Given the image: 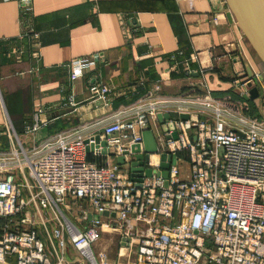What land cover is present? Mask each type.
<instances>
[{
    "label": "built area",
    "instance_id": "1",
    "mask_svg": "<svg viewBox=\"0 0 264 264\" xmlns=\"http://www.w3.org/2000/svg\"><path fill=\"white\" fill-rule=\"evenodd\" d=\"M16 1L22 25L16 40H26L31 57L38 59L33 0ZM126 21L122 18L120 26L130 33ZM16 51L25 49L17 46L10 55ZM183 54L169 55L172 69L189 70L196 61L194 53ZM92 64L82 56L62 66L74 81ZM67 90L62 86L57 103H35L32 122L23 130L32 137L30 144L5 124L10 143L0 152V264H120L121 256V264H264V118L249 112L243 90L240 98L216 97L193 86L189 93L171 96L156 85L121 105L110 120L93 123L106 121L99 133L106 154L102 146L86 151L94 142L95 135L86 131L92 124L33 138L53 113L76 107ZM87 90L93 104H108L107 83L89 81ZM167 113L160 122L158 114ZM184 114L188 117L182 120ZM145 130L153 132L154 152L144 150ZM88 154L104 159L88 160ZM120 155L122 164L107 159ZM138 155L147 156L142 165ZM162 155L163 161L175 156L167 177ZM135 161L142 168L140 181L130 175ZM185 163L181 172L179 164ZM73 201L79 208L71 216ZM105 229L118 235L113 263L103 262L102 252L93 249Z\"/></svg>",
    "mask_w": 264,
    "mask_h": 264
},
{
    "label": "crops",
    "instance_id": "2",
    "mask_svg": "<svg viewBox=\"0 0 264 264\" xmlns=\"http://www.w3.org/2000/svg\"><path fill=\"white\" fill-rule=\"evenodd\" d=\"M229 10L226 0H33L30 20L39 32L36 59L26 40H16L22 32L17 1L0 0V152L10 143L6 122L14 131L20 129L22 143L30 144L32 137L22 131L24 117L31 123L35 103H57L66 85L76 107L53 113L51 123L33 138L84 123L92 124L86 131L97 135L106 121L94 122L110 120L121 105L156 85L164 95L182 96L194 86L199 93L240 98L252 81L260 96L247 104L264 118V88L259 84L263 69L240 27L227 21ZM122 18L130 33L121 28ZM17 46L25 52L10 55ZM178 50L182 57L196 55L189 70L172 69L169 55ZM82 56L93 64L69 81L62 65ZM89 81L109 85L108 104L92 103ZM93 249L99 253L100 242Z\"/></svg>",
    "mask_w": 264,
    "mask_h": 264
},
{
    "label": "water",
    "instance_id": "3",
    "mask_svg": "<svg viewBox=\"0 0 264 264\" xmlns=\"http://www.w3.org/2000/svg\"><path fill=\"white\" fill-rule=\"evenodd\" d=\"M229 11L226 14L227 21L232 24V22H236V24L240 27L241 31L244 32V36L248 42L252 44L255 49L257 56L262 58L264 62V0H226ZM249 75H251V70L248 69ZM248 93L242 95V98L246 101L250 99H256L260 96V92L258 88L253 84L252 81L247 82ZM63 111V110H62ZM158 120L162 122V119H167L169 114H158ZM187 114L180 115L182 120L186 119ZM8 118V117H7ZM164 126V125H163ZM171 126V123L169 124ZM173 137L176 136L175 133L172 134ZM94 142L86 145V151L91 153L94 151L95 147L102 146L101 153L106 154V146L105 140L100 139V135L97 134L93 137ZM87 142V139L85 140ZM142 145H144V150L147 153H151L156 151L157 147L155 144V139L153 132L150 130H145L142 132ZM126 153V152H124ZM146 155H138L137 158L140 160V165L143 164L142 159L146 160ZM175 156L171 155L167 157V162L163 161L165 156H161V168L163 169L162 176L167 177V170L169 169L170 161L175 163ZM116 162L120 164L123 163V156L120 155L116 159ZM138 162H133L131 164V178L136 181H140L139 175L142 170L141 167L136 166ZM151 174L150 170L146 171V175L149 176ZM122 243H124L122 241Z\"/></svg>",
    "mask_w": 264,
    "mask_h": 264
},
{
    "label": "rangeland",
    "instance_id": "4",
    "mask_svg": "<svg viewBox=\"0 0 264 264\" xmlns=\"http://www.w3.org/2000/svg\"><path fill=\"white\" fill-rule=\"evenodd\" d=\"M257 58H259L258 59L259 60L258 64L263 69V73L261 74L262 77L259 79V84H260L261 88H264V62L262 61L261 57L257 56ZM263 104H264V102H263ZM259 107L261 108V106H259ZM249 112L259 116L258 108L252 107ZM21 139L24 141L25 137H22ZM102 159H104V158H102ZM116 161H117L116 158H110V160H109V162L112 163V164L117 163ZM179 165H180L179 166L180 171L181 172H185V170L187 169V164L185 163V164H179ZM29 181L33 185V190L36 192L37 188L34 187L35 183L33 181H31V179H29ZM70 206H72V208L69 210V213H70L69 215L72 216L73 212L78 210L79 207L77 206V204L74 201L71 202ZM103 232H104V234H103L102 239L100 241L99 240L96 241V242H100V246H101L100 251L102 252V261L103 262L105 261V262H108V263H110V262L113 263V260L116 261V259H117V253H118L119 247H120L117 244V241H118L117 236L118 235L113 230L105 229ZM121 253H125V250L122 251V249H121ZM132 255H133V252H132ZM132 255H131V257H132ZM124 261H125L124 256H121V258L119 259L120 264L123 263Z\"/></svg>",
    "mask_w": 264,
    "mask_h": 264
},
{
    "label": "trees",
    "instance_id": "5",
    "mask_svg": "<svg viewBox=\"0 0 264 264\" xmlns=\"http://www.w3.org/2000/svg\"><path fill=\"white\" fill-rule=\"evenodd\" d=\"M29 121H30V118H28L27 116L26 117H24V120H23V124H22V129L24 130V126H25V124L26 123H29ZM22 130V131H23ZM15 131H17V133H19V132H21L20 131V129H18V127L17 128H15ZM24 132V131H23ZM102 157H93V155L92 154H88L87 155V159L88 160H94V161H96V162H101V159Z\"/></svg>",
    "mask_w": 264,
    "mask_h": 264
},
{
    "label": "bare ground",
    "instance_id": "6",
    "mask_svg": "<svg viewBox=\"0 0 264 264\" xmlns=\"http://www.w3.org/2000/svg\"><path fill=\"white\" fill-rule=\"evenodd\" d=\"M106 246V245H105ZM111 246V245H110ZM124 249H122V251H123Z\"/></svg>",
    "mask_w": 264,
    "mask_h": 264
}]
</instances>
